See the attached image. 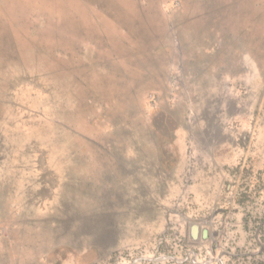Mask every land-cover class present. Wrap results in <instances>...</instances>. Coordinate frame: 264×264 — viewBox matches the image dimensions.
Wrapping results in <instances>:
<instances>
[{"label": "rangeland", "instance_id": "374dc122", "mask_svg": "<svg viewBox=\"0 0 264 264\" xmlns=\"http://www.w3.org/2000/svg\"><path fill=\"white\" fill-rule=\"evenodd\" d=\"M0 264H264V0H0Z\"/></svg>", "mask_w": 264, "mask_h": 264}, {"label": "water", "instance_id": "95a60500", "mask_svg": "<svg viewBox=\"0 0 264 264\" xmlns=\"http://www.w3.org/2000/svg\"><path fill=\"white\" fill-rule=\"evenodd\" d=\"M197 230H198V225L197 224H192L191 225V234H192L193 237L196 236Z\"/></svg>", "mask_w": 264, "mask_h": 264}]
</instances>
